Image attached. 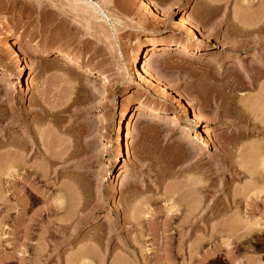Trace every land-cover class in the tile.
<instances>
[{
    "label": "rangeland",
    "instance_id": "rangeland-1",
    "mask_svg": "<svg viewBox=\"0 0 264 264\" xmlns=\"http://www.w3.org/2000/svg\"><path fill=\"white\" fill-rule=\"evenodd\" d=\"M153 1L0 0V264H264V0Z\"/></svg>",
    "mask_w": 264,
    "mask_h": 264
},
{
    "label": "bare ground",
    "instance_id": "bare-ground-1",
    "mask_svg": "<svg viewBox=\"0 0 264 264\" xmlns=\"http://www.w3.org/2000/svg\"><path fill=\"white\" fill-rule=\"evenodd\" d=\"M207 2V1H206ZM141 7L144 9V10H146L147 12H149V13H152V14H154V22H153V24H152V26H150L148 29L149 30H147L148 31V35L150 36V37H152V38H154V37H156V36H158L159 34H160V26L162 25V24H167L168 22H169V16L167 15V11H165L163 8H160L153 0H141ZM197 7V6H196ZM196 9V8H195ZM199 9V8H198ZM198 9H196L197 11H198ZM237 14V13H236ZM173 22V21H172ZM170 23V22H169ZM173 24H177V23H173ZM172 23H171V25L172 26H174V31H173V33H172V35H170V38L168 39V41H167V43H165L164 45H162V46H159L157 43H155V44H152L150 47H149V49H150V51H153V52H156V51H159V50H171V49H173L174 47H176V46H178L179 45V40H180V36H183V35H181L182 34V31H184L183 29L181 30V29H179L178 28V25H176L177 26V28L175 27V25H173ZM169 25V24H168ZM233 25V24H232ZM238 25V24H237ZM171 26V27H172ZM234 26V25H233ZM232 26V27H233ZM239 26V25H238ZM168 27H170V26H168ZM167 26H166V28H168ZM170 27V28H171ZM235 28H237L236 26H234ZM233 27V28H234ZM176 28V29H175ZM182 28V27H181ZM232 28V29H233ZM241 28H242V26H241ZM244 29H245V27H243ZM162 29H165V26L164 27H162ZM172 29H173V27H172ZM248 29V28H247ZM170 30V29H169ZM235 30V29H234ZM238 30V28L236 29V31ZM239 32L238 33H240V35L239 36H250V34L252 35V33H253V31L251 32V30H242V29H239L238 30ZM162 32V31H161ZM146 33V32H145ZM238 36V35H237ZM235 37H236V35H235ZM234 36H233V38H235ZM147 38V37H146ZM236 38H238V37H236ZM17 48V47H16ZM148 48V47H147ZM175 49V48H174ZM13 50V49H12ZM18 51H20V50H18ZM136 51V50H135ZM14 52V51H13ZM22 52V51H21ZM134 53V52H133ZM143 53H144V50H142V49H139L138 50V52H137V54H136V58H135V64H136V66L138 67V62L140 61L141 62V58H142V56H143ZM15 55H16V53H14ZM135 54V53H134ZM154 54V53H153ZM162 54V53H161ZM21 55V54H20ZM160 55V54H159ZM159 55H157L158 56V58H160V56ZM22 56H25L24 54H22ZM157 56H154V58L155 57H157ZM162 56V55H161ZM17 57H18V55H17ZM54 57H55V55H54ZM76 57H78V56H76ZM133 57V56H132ZM163 57L164 56H162L161 58H162V60H163ZM24 58V57H23ZM80 58V57H79ZM153 58V57H152ZM19 59V58H18ZM54 59H56V60H58V61H60V62H64V64L65 63H67V62H74V63H76V64H79V63H82L81 62V59H72V58H68V57H63L62 55H60V56H56ZM154 61H155V63H157V61H162L161 59H157V61H156V58L155 59H153ZM24 61H27V60H24ZM55 61V60H54ZM58 61H56V63H58ZM83 61V60H82ZM160 61L158 62V63H160ZM132 62H133V60H132ZM71 63H69L68 65L69 66H71L72 64ZM83 63H84V61H83ZM25 64V63H24ZM58 64H60V63H58ZM57 64V65H58ZM71 64V65H70ZM25 65H27V63L25 64ZM60 65H62V63L60 64ZM146 65H149V64H146ZM21 66V65H20ZM75 66H77V65H75ZM26 67L27 66H21V69H20V74H12L11 72V69H10V72H8V71H2V73H5L6 74V76L8 75V77L7 78H9V76H12V75H14V76H18V78H20V76H21V74H22V72L24 71V69H26ZM88 67H90V66H88ZM140 67V66H139ZM149 68H151V70H152V67H147V66H143L142 67V71H140V75H141V77L143 78V79H147V81H150V80H152V81H155V83H157V84H159L160 85V87H161V89H160V91L162 92V95L163 94H169L170 92H169V86L170 85H172V84H170L169 86L167 85V84H165V80H163L162 79V81L159 79V78H157L158 76L156 75L155 76V73L154 72H156L155 70H150ZM18 69V70H19ZM90 69V68H89ZM134 69V68H133ZM9 70V69H8ZM91 71H93L92 70V68L90 69ZM136 70V69H135ZM136 72H137V70H136ZM16 73V72H15ZM18 73V72H17ZM98 73V72H97ZM106 73V72H105ZM101 73V76H102V78L103 79H107L108 80V78H109V75H108V73ZM154 73V74H153ZM157 74V73H156ZM1 75V74H0ZM159 75V74H158ZM5 76V75H4ZM140 77V76H139ZM6 79V78H5ZM142 79V80H143ZM149 79V80H148ZM151 82V81H150ZM150 82H149V84H150ZM167 82V81H166ZM152 83V82H151ZM154 84V83H153ZM152 84V85H153ZM156 84V85H157ZM4 88L6 87V86H8V85H5V84H3L2 85ZM158 86V85H157ZM2 87V89H0V92L4 89ZM9 87V86H8ZM160 87H158V89L160 88ZM171 87V86H170ZM172 89V88H171ZM6 89H4V91H5ZM15 91V90H14ZM159 91V90H158ZM159 91V92H160ZM171 91V90H170ZM5 93H8V96L7 97H9V94H12L13 93V90H12V88H11V90H9V91H7V92H5ZM5 93H2V94H5ZM15 93V92H14ZM174 93L175 94H177L176 93V91H174ZM2 94H1V96H2ZM161 94V93H160ZM13 95V94H12ZM15 95V94H14ZM13 95V96H14ZM174 95V94H173ZM4 96V95H3ZM178 96H180V95H178ZM182 96V95H181ZM181 96L179 97V98H177L176 97V99H177V101L179 102H181V104L183 105V106H185V104L182 102V99H181ZM11 97V96H10ZM169 97H170V94H169ZM12 98V97H11ZM171 98H172V95H171ZM168 99H170V98H168ZM173 100H175L174 98H172ZM183 99H184V101H185V98L183 97ZM180 102L179 103H177V104H180ZM186 103V102H185ZM188 104H189V102H188ZM187 104V105H188ZM181 105V106H182ZM190 105V104H189ZM179 106V105H178ZM136 108H137V110L139 111V110H142V111H147V112H149V113H152V114H154V115H156V116H159V117H163V118H165L166 119V121H167V119L168 120H170V121H174L175 122V124H177L176 122H178V118L176 117V116H171V115H168L167 113L166 114H163L162 112H158V113H154V111L155 110H153V109H151V108H147V107H142V106H135ZM189 107V106H188ZM136 108H134V109H136ZM183 109H184V107H183ZM179 110H180V108H179ZM185 110V109H184ZM142 111H141V114L140 115H142ZM175 113V112H174ZM183 113H186V112H183ZM143 115H145V114H143ZM148 115H150V114H148ZM176 115V114H175ZM185 115V114H184ZM186 115H188V114H186ZM188 117V116H187ZM162 118V119H163ZM187 120L188 121H190V118H187ZM165 121V122H166ZM196 121V120H195ZM169 122V121H168ZM187 122V121H186ZM167 123V122H166ZM171 123H173V122H171ZM170 122L169 123H167V124H171ZM185 123V122H184ZM186 124H188V123H186ZM185 124V125H186ZM192 124V123H191ZM189 125L190 127L193 125ZM174 125V124H173ZM172 125V126H173ZM178 125V124H177ZM174 127H176V125H174ZM174 127H172V128H174ZM187 127V126H186ZM182 128H184V127H182ZM180 129V128H179ZM182 130H184V129H182ZM185 135V134H184ZM167 136V135H166ZM186 136V135H185ZM181 139H184L185 137L184 136H182L181 135ZM177 138V137H176ZM180 138V137H179ZM180 139V140H181ZM176 140V139H175ZM179 140V142L182 144L183 143V141L181 140L180 141ZM186 141H187V139H185ZM124 143V142H123ZM186 143V142H185ZM184 143V144H185ZM117 151H118V148H117ZM121 151V150H120ZM12 166H13V164H11ZM10 165V166H11ZM11 166V167H12ZM10 167V168H11ZM30 167H32V168H34L35 167V165L33 166V165H31ZM35 191H37V190H35ZM175 199V198H174ZM180 199V198H179ZM204 199V198H203ZM203 202V201H202ZM60 203H63V201L62 202H60ZM174 203V202H173ZM175 203H176V201H175ZM174 203V204H175ZM227 203V202H226ZM229 203V202H228ZM58 205H60V204H58ZM62 206L64 205V204H61ZM208 205V206H207ZM206 206V209L205 210H210V211H213V206H211V205H209V204H207ZM197 206V205H196ZM195 206V207H196ZM204 206H205V204H204ZM203 206V207H204ZM227 206V210L229 209V205H225V207ZM59 207V206H58ZM224 207V206H223ZM173 208H175L174 206H173ZM26 209H27V207H26ZM61 209H62V207H61ZM60 209V210H61ZM64 209V208H63ZM62 209V210H63ZM59 210V211H60ZM173 210H175V209H173ZM195 210H196V208H195ZM194 210V211H195ZM204 210V211H205ZM220 211V212H215V213H213V212H211V213H213V216H217V215H222L223 216V214L224 215H226L225 213H227L228 211ZM58 211V212H59ZM171 211V210H170ZM194 211H193V214H194ZM174 212V211H173ZM172 213V212H171ZM175 213V212H174ZM181 213V212H180ZM209 213V212H208ZM229 213V212H228ZM184 214V213H183ZM187 214H188V212H187ZM192 214V213H191ZM25 215V214H24ZM189 215V214H188ZM186 217H182V218H184V219H189L188 221L189 222H191V218L189 217V216H187V215H185ZM191 216V215H190ZM176 217H178V216H176ZM180 217V216H179ZM214 217V218H215ZM25 218V217H24ZM26 218H28V217H26ZM84 218V217H83ZM126 218V217H125ZM171 218V217H170ZM174 218V217H173ZM194 218V217H193ZM213 218V217H212ZM213 218V219H214ZM32 219V218H31ZM127 219V218H126ZM191 219V220H190ZM194 219H196V218H194ZM33 220H35L34 218H33ZM126 221V220H125ZM185 221H187V220H185ZM23 222V227L21 226V229H23L24 231H25V234H24V236L26 237L25 239L28 241V240H32V237H30V234H29V232L31 231L30 229H31V226H28L30 223H28L27 222V220L26 219H24V221H22ZM34 223V222H33ZM208 224V223H207ZM210 224V223H209ZM20 226V225H19ZM212 226H213V224H212ZM216 226V225H215ZM226 226V225H225ZM211 227V226H210ZM227 227V226H226ZM30 228V229H29ZM20 229V230H21ZM211 230L213 229V231L215 230V229H218L219 230V228H215L214 226H213V228H210ZM221 229H223V228H221ZM220 229V230H221ZM78 230V229H77ZM217 230V231H218ZM224 230V229H223ZM22 231V230H21ZM194 231V230H193ZM196 231V230H195ZM6 231H5V228L1 225L0 226V237L2 236V235H4V233H5ZM23 232V231H22ZM200 232V231H199ZM34 233V232H33ZM75 233V232H74ZM213 234H214V232H212ZM66 235V234H65ZM68 235H70V234H68ZM74 236H75V234H74ZM73 236V237H74ZM79 236V235H78ZM4 237H5V235H4ZM70 237V236H69ZM76 237H77V234H76ZM76 237H74V239L76 238ZM34 238V237H33ZM73 239V238H72ZM2 240V239H1ZM1 240H0V242H1ZM4 240V239H3ZM7 240V239H6ZM26 242V241H25ZM5 243V242H4ZM3 243V244H4ZM71 244V243H70ZM70 244H69V246H70ZM8 245V244H7ZM60 245V244H59ZM72 245V244H71ZM227 245V244H226ZM0 246H2L3 247V245H0ZM25 246H27L28 247V243H26L25 244ZM29 246H30V244H29ZM5 248V247H4ZM86 248V247H85ZM2 249V248H1ZM87 249H88V247H87ZM83 250V249H82ZM84 251V250H83ZM84 253V252H83ZM82 254V253H81ZM85 255V254H84ZM77 256H79V255H77ZM86 256V255H85ZM2 258V257H1ZM78 258H80V257H78ZM82 258V257H81ZM142 258V257H141ZM144 258H146L145 256L142 258V260L144 259ZM76 259V258H75ZM78 260V259H77ZM76 260V261H77ZM81 260V259H80ZM86 260V259H85ZM138 260H140V259H138ZM145 260V259H144ZM79 262V261H78ZM81 262H82V260H81ZM80 262V263H81ZM71 264V263H70ZM83 264H84V262H83ZM86 264V263H85Z\"/></svg>",
    "mask_w": 264,
    "mask_h": 264
}]
</instances>
